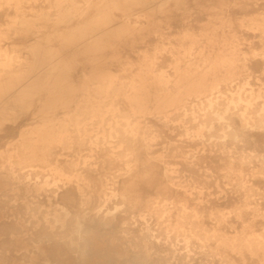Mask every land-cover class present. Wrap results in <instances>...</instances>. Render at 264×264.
Masks as SVG:
<instances>
[{
    "label": "bare ground",
    "instance_id": "1",
    "mask_svg": "<svg viewBox=\"0 0 264 264\" xmlns=\"http://www.w3.org/2000/svg\"><path fill=\"white\" fill-rule=\"evenodd\" d=\"M25 1L0 0V264H264V232L246 236L264 222V83L235 81L242 40L264 64V0Z\"/></svg>",
    "mask_w": 264,
    "mask_h": 264
},
{
    "label": "rangeland",
    "instance_id": "2",
    "mask_svg": "<svg viewBox=\"0 0 264 264\" xmlns=\"http://www.w3.org/2000/svg\"><path fill=\"white\" fill-rule=\"evenodd\" d=\"M79 3L81 4L83 2V0H78ZM43 6H46V2H44L43 0H27L23 3V10L25 11V13L28 14H32L34 13L36 10H38L39 8H42ZM14 14V11L11 7L8 6H3L0 7V28L1 29H5L6 28V23L8 22V20L10 19V17H12ZM27 44L30 43V41H23V40H19L18 38H13V39H6L4 40L2 43L5 44H9V43H15V44ZM54 44L56 46H61L66 48V51L64 52V54L66 55H71L75 46L73 47V43H63V42H54ZM67 44V45H66ZM66 45V46H65ZM72 45V46H71ZM140 45V46H139ZM71 46V47H70ZM149 44H138L139 49L137 51H140L141 49H144L146 47H148ZM239 47L245 52L247 53V60L245 61L246 64H248L250 66V68L252 69L250 72V76H238V78L235 81H239V82H248L249 84L246 86H254L257 87L258 85H261L264 83V72L262 71V67H263V62H262V58L260 55H253L250 56V54L252 52H258L260 50V45L258 44V41L256 38L253 39H246V40H242L241 44L239 45ZM24 50V49H23ZM122 53L124 54V57L127 56V58L132 61V62H136L137 60V52L134 51H129L127 49H124L122 51ZM133 54V55H132ZM19 55H21L22 57H27V60H32L31 55H28V53H24V52H20ZM167 57H169L167 54H163V58L160 57L159 59V63L160 65H162V67L165 70H169L171 71V69L168 66V61L169 59H167ZM254 58V59H253ZM253 61V62H252ZM252 63V64H251ZM254 63V64H253ZM112 67V66H111ZM259 68V69H258ZM124 72L120 73L121 75ZM86 74V71L84 73H82V76H79L77 78H74L73 80V90H83V88L81 89L82 85L81 84H89L92 82V80L88 77V75H84ZM129 74H126L124 76H122L120 78L121 81L127 82L129 81V77L127 76ZM262 75V76H261ZM262 78H261V77ZM50 86L52 87L53 84H50ZM226 85L223 84V82H221V84L217 85V87L221 90H228L225 88ZM48 111H54L52 109H49ZM176 123V122H174ZM182 129L179 128L177 129L176 133L181 131ZM175 132H173V142L176 143V141L178 140H187L186 137L182 136V135H178ZM175 134V135H174ZM183 137V138H182ZM179 141V142H180ZM195 144V143H192ZM202 145L201 144H197L194 145L195 149H199ZM210 168V169H209ZM208 169H201L199 173H204L208 176L207 180H206V186H208V189L210 191H215L218 188H216V185L219 184L221 189L224 190H229V188L231 187L229 184H226L223 182V180H217L214 181V178L216 177L217 172L215 171V169L213 168V166H209ZM257 183L258 186L260 187H264V184L261 183L260 181H257L254 179V183ZM262 212L264 213V207L262 208ZM239 221H233V225H235V230H241L242 227L239 225ZM230 233V231H232V228L228 229ZM262 232H264V222L260 223V224H256L252 227L251 230H248V233L246 234V236H251V235H261ZM209 264V263H206Z\"/></svg>",
    "mask_w": 264,
    "mask_h": 264
}]
</instances>
